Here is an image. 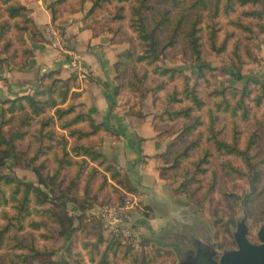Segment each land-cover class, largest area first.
I'll return each mask as SVG.
<instances>
[{
  "label": "rangeland",
  "instance_id": "374dc122",
  "mask_svg": "<svg viewBox=\"0 0 264 264\" xmlns=\"http://www.w3.org/2000/svg\"><path fill=\"white\" fill-rule=\"evenodd\" d=\"M57 1L14 0L13 2L25 5L29 10L27 16L29 15L35 24L31 16L30 4L37 3L43 6L52 17V11L55 10V20H51V23L57 24L63 30L67 45L76 50L78 49L67 38V26L75 15L93 27L95 33L110 35L109 40L117 51L114 86L117 84L120 88L115 96L118 110L125 116L149 119L151 135L147 134L148 140L156 137L164 145V151L157 155L159 160L157 168L159 173L162 168H169L165 170L168 178L162 179L166 189L173 196L174 207L183 209L177 211L178 213L174 212L177 220L173 214L169 215L170 213L165 220H161L164 215L155 211L154 207H152L154 211H150L146 204L147 198L142 196L143 192L139 193L143 189L133 186L126 173L123 172L122 185H120L111 178V172L104 166L91 161L89 157L77 156L74 147L85 145L103 153L108 163L113 162L104 152L103 147L111 140L110 137H115L110 130L90 134L92 130L90 122H80L64 128L62 125L74 114L66 115L64 120L60 121L57 119L55 109L48 111L45 116L28 120L29 122L22 119L21 115L24 113L22 111L7 110L4 116L3 108L7 109L9 106L5 100L27 95L25 92L29 88L30 95L36 91L46 90L54 79L72 82V79L77 78L81 86V77H88V73L81 76L77 72L58 67L49 68L39 78L38 76L21 77V69L28 64L33 52L31 42L36 38L32 32L21 29L24 25L31 28L24 17H8V4L3 3L2 0H0V23L8 21L10 26L4 37L0 39V124L10 120L3 127L5 133L12 135L14 131H20L24 133V137L16 141L21 151L19 159L9 160L8 165L0 167V170L15 174L24 182L35 183L36 174L31 169L20 166L25 160L36 157L37 163L45 164V174L53 173L57 169L58 159L64 157L66 160H71L70 164L62 167L58 183L78 196L89 197L94 202L95 208L87 211L90 218L94 215L98 216L101 209L108 204H119L118 200L123 196L126 199L134 198L136 204L131 209L134 224L149 240H144L141 248H134L118 237V240L113 242L114 247L109 252L107 264H236L237 262L244 264L241 255L245 252H239L237 239L242 238L249 244L259 245L262 243L260 233L264 229V105L259 107L252 102L251 114L247 120L241 116L219 113L220 120L217 124L220 138L229 143H236L241 151L249 149L255 169L261 171L256 188L252 180L254 173L247 163L248 154L219 151L209 142L207 127L211 120L207 108L212 107L214 101L221 102L223 99L221 95L212 94L215 89L241 88L244 85L243 82L235 81L222 71V68L232 65L233 61L238 62L239 58L244 60L241 67L244 74L258 76L264 80V3L241 5L235 2L228 12L225 10L226 0H222L217 14L210 13L209 9L204 11L200 30L202 49L205 59L217 69L212 75L200 79L197 70L192 67L193 59L190 51L185 48L181 40L168 49V57L159 62L166 67L182 69L187 77L185 78L184 75L171 81L155 74L154 65L137 60V55L142 51L141 39L133 26L136 16L132 5L137 3V0L105 3L94 10L92 6L95 0H67L63 3ZM209 1V3L215 2V0ZM253 10H259L263 15L250 14ZM173 13H180V10L174 9ZM46 25L44 24L41 29L38 28L40 32L38 37L49 43L45 34ZM170 33V29L161 33V43H164ZM24 41L30 49L31 54L28 56L23 53ZM129 50L134 53L130 58L126 56ZM52 61L54 62V58ZM51 71L56 72L49 79H43ZM145 74H148V78ZM143 77L151 89L156 88V83L159 84L161 81L165 83V87H160L158 92L151 91L144 97L142 91L137 89H141L140 81ZM35 80L38 81L36 87L20 88L26 83L33 84ZM186 82L190 87L200 85L201 94L207 105L200 110H191L190 116H181L175 120L161 119L162 113L167 108L179 110L192 106V103L186 100L176 104L167 102V93L172 92L174 88L182 91ZM80 86L71 89L68 100L63 106L76 103L79 105L76 112L90 115L95 123H100L87 111V106L80 97ZM76 92L78 96L75 95ZM180 96L184 98L182 94ZM43 97L46 98L47 95ZM139 112L142 114L140 115ZM51 116L55 119L54 123L51 121L49 126L42 127V117ZM197 121L200 122L198 128L190 135L181 137L184 127ZM41 127L44 132L56 131L58 137L54 140L45 138V144H49L50 147L41 145L43 150L37 157L39 149L37 135L40 134ZM73 129L78 131L72 133ZM85 132L89 133L81 136ZM254 133H257L258 137H254L255 141L250 147ZM64 139L67 141L66 145H63ZM195 140H200L198 147L192 150L190 156L183 155L187 144ZM62 148H66L69 155H66ZM178 155L180 157L175 161L174 157ZM204 157L207 160L201 164V169L206 168V170L198 172L197 164ZM230 164L238 170L248 171L249 174L236 173L235 178H228L226 170ZM188 178H192V182H188ZM185 182L187 186H183ZM9 194L8 190L7 195ZM248 195L251 197L250 207L247 209L239 197L245 198ZM30 211L32 214L26 221L25 228L11 230L5 236L4 245L0 249V256L3 257L5 264H10V257L16 258L18 264H36L42 256L35 254L33 247L42 253L55 250L57 253L47 254V257L55 260L62 257L61 259H68L75 264H103L102 254L107 245L112 243L109 238L104 236V241L97 244L91 235L87 236L77 231L68 244L60 233V227L47 217V213H37L32 203ZM16 215L17 210L12 202L0 206V224L6 222V216L13 219ZM147 218L151 220L150 224L154 225L152 229L149 228L150 225L144 223V221L148 222ZM23 253L26 255L25 260ZM20 254L22 257L17 258L16 255ZM77 261L79 262L76 263Z\"/></svg>",
  "mask_w": 264,
  "mask_h": 264
},
{
  "label": "trees",
  "instance_id": "16d2710c",
  "mask_svg": "<svg viewBox=\"0 0 264 264\" xmlns=\"http://www.w3.org/2000/svg\"><path fill=\"white\" fill-rule=\"evenodd\" d=\"M2 1L3 3L8 4V17H24L25 21L30 23L31 28H27V26L24 25L21 29L32 32L33 36L38 38V34H40V32L31 17L29 15L27 16V12H29L27 7L23 4L13 2L14 0ZM66 1L67 0H58L57 2L63 3ZM127 1L129 0H95L93 2L92 10L105 3L114 4L115 2ZM221 1L222 0H215L214 3H209V0H137V3L132 5L133 13L136 16V21L133 26L138 32L142 46V51L137 55V60L141 63L154 65L153 72L161 77L171 81L178 79L179 77L185 75L182 69L166 67L160 65L159 62L168 57V49L174 47L182 40V44L190 51L191 58L193 59L192 67L197 70L200 79L202 77H207V75H212V72L217 68L205 59L202 49L203 43L200 30L202 28L201 24L203 23L204 11L209 9L210 13L214 14L215 12L217 14L220 11ZM235 2H239L241 5H259L264 3V0H226L225 10L229 12V9L233 8V4ZM174 9L180 10V13H173ZM52 14L53 20H55V10L52 11ZM250 14H258L259 16L263 15V12L253 10ZM9 26L8 21L0 23V39L3 38L5 33L9 30ZM167 29H170L171 31L170 36L164 40V43H161L160 35ZM23 43L25 44L23 53L28 56L31 54L30 49L25 41ZM212 46H214V44H212ZM133 55L134 53H132L131 50L126 52V56L128 58ZM243 63L244 60L239 58L238 62L233 61L232 65L222 68V71L225 74L229 75L235 81L243 82L244 85L241 88L229 87L226 89L225 87L223 89H215L214 93H212L216 96L221 95L223 99L221 102L214 101L213 106L207 108V111L210 113L211 120L207 127L208 140L219 151H226L228 153L232 152L234 154H248L247 163L250 170L254 173V175H252V180L256 188L258 180L261 177V171L257 168L255 169V165L252 163V156L249 154V149L244 151L239 150L236 143H229L220 138L219 130L217 129V124L220 120L219 113L224 112L232 116H241L243 119L247 120L251 114L252 102L259 107L264 105V80L258 76L244 74L241 70ZM54 72L56 71H51V73L46 74L43 79H49L50 76L54 75ZM145 77L148 78V74H145ZM185 78H187L186 75ZM74 80L72 79L71 82L70 80L62 81V79H54L52 80L49 88L46 90L36 91L32 95H22L16 99L5 100L6 103H9V106L7 109H5V107L3 108V114L5 116L7 110L11 112L22 111L24 112L21 115L22 119L30 121L36 117L45 116L48 111L55 109L57 119L60 121L64 120L66 115L74 114L73 117L71 116L67 120L68 122L66 121L62 125L64 128L80 122H90L92 127L90 134H99L109 131V127L104 122L95 123L94 119L90 115L76 112L77 108H79L78 104L72 103L68 106H63L68 100L71 89L76 87L79 88L80 86L77 78ZM140 83L141 89H137L142 91V95L144 97H146L151 91L158 92L160 87H165V83L161 81L159 84L156 83V88L151 89L144 77L141 79ZM184 86L185 87L182 91L178 88H174L172 92L167 93V102L176 104L186 100L191 102L192 106H187L186 108L179 110H171L167 108L164 113H162L161 119L175 120L181 116H190L191 110H200L207 105L201 94L199 84L194 87H190V85L186 82ZM119 89V85L116 84L114 86V96H117ZM180 94H182L184 98L181 97ZM44 95H47V97L44 98ZM75 95L78 96V93L76 92ZM139 114L141 115L142 113L139 112ZM42 120V127H44L49 126L51 121L54 123L55 119L51 116L42 117ZM9 121L10 120L4 121L0 124V167L8 165L9 160L17 161L19 159L21 151H19L16 141L24 137V133H21L20 131H14L12 135H7L5 133L3 127ZM198 124H200L199 121L186 125L181 137L190 135L198 128ZM42 127L40 129V134L37 135V141L39 142V149L37 150L36 155L37 157L43 150L41 145H49L45 144V138L48 137L49 139L54 140L55 137H58L56 136V131L53 130L44 132ZM77 131V129H73L72 133ZM88 133L89 132L82 133L81 136ZM254 137H258V134H253L250 147L255 141ZM62 141H64L63 145H66V139ZM199 144L200 140L188 143L182 154L190 156L192 150L198 147ZM48 147H50V145ZM62 149L66 155H69L66 148ZM74 151L77 156L81 155L89 157L91 161H96L98 164L104 166L107 171L111 172V178L118 184L122 185L121 178L126 171L120 165L115 162L108 163V159L105 155H103V153L94 151V149L86 147L85 145H78L77 147H74ZM160 156L162 157V155ZM178 157L180 156L178 155L174 157V160L177 161L176 158ZM206 160L207 159L204 157L197 164L198 172H204L206 170V168L201 169V164L205 163ZM70 162L71 160H66L64 157L58 159L57 169L54 170L53 173L48 172L45 174V164L37 163L36 157L25 160L20 166L22 168L31 169L36 174L37 182L35 183L24 182L15 174L4 173V171L0 170V206L2 204L7 205L9 202H12L13 207L17 210V215L14 216L13 219L12 217L7 218L6 216V222L4 224H0V249L4 245L5 236L11 230H23L25 228L27 223L26 221L32 214L30 211L32 203L37 213H47V217L50 220H53L60 227V233L64 236L66 243L68 242V244L77 231H81L87 236L91 235L97 244L104 241V236L109 238L112 243L107 245L102 254V263H108L109 252L114 247L113 242H116L118 237L113 234H104L103 223L100 215H94L93 218L88 217L87 211L95 208L94 202L91 201L89 197H80L76 193L71 192L69 189L64 188L61 183H58V177L62 167L66 164H70ZM168 169V167L162 168L160 173L162 178H168L165 171ZM226 173L228 178H235L236 173L239 175L249 174L248 171H241L234 166L232 167V164L229 165ZM187 181L192 182V178H188ZM183 186H187L186 182ZM8 190L10 191L9 195H7ZM250 197L251 195H248L245 198L239 197V200L242 201L241 203L247 209L250 207ZM124 198V196L121 197L120 200H118V203L123 204L126 199ZM38 225H42V223H38ZM141 236L142 241L149 240L148 237L143 235V233H141ZM236 243L239 248L238 241ZM33 251L35 254H40L42 256L36 264H75L69 262L68 259H61L62 257H59L56 260L47 257V254L57 253L55 250L42 253L40 250L33 247ZM16 257L21 258L22 254L16 255ZM25 257L26 255L24 254V260ZM78 262L79 261L76 263ZM9 263L18 264L16 258L14 257H10ZM0 264H5L3 257L1 256Z\"/></svg>",
  "mask_w": 264,
  "mask_h": 264
},
{
  "label": "crops",
  "instance_id": "0c3cea01",
  "mask_svg": "<svg viewBox=\"0 0 264 264\" xmlns=\"http://www.w3.org/2000/svg\"><path fill=\"white\" fill-rule=\"evenodd\" d=\"M31 16L34 18L38 28H43L53 20L52 15L39 4H30ZM80 17L70 19L67 26V38L84 56L85 65L88 69V77H81L79 89L80 97L87 106V111L97 119L104 122L115 136L110 137L104 152L115 163L120 165L127 173L133 186H139L143 190L147 207L150 211H158L162 219H166L174 212L178 213L183 208L174 207V202L170 191L166 189V184L160 176L157 168L159 160L157 155L164 151V145L158 138L148 140L147 134L151 135L149 119H141L133 116H125L120 113L117 101L114 96V76L115 58L117 51L114 50L110 35L106 33H95L93 27L84 23ZM40 37V36H39ZM36 38L31 42L32 55L28 59V64L22 67L21 77L31 78L41 76L49 68L56 69L59 64L53 58L55 52L48 43ZM53 62V63H52ZM85 78V79H84ZM38 81L33 84H25V87H36ZM13 89L14 86H12ZM30 88L25 93H29ZM15 91H17L15 89ZM135 186V187H136ZM178 211V212H177ZM177 220V218H175ZM144 221L146 225H151Z\"/></svg>",
  "mask_w": 264,
  "mask_h": 264
},
{
  "label": "built area",
  "instance_id": "2783aa9c",
  "mask_svg": "<svg viewBox=\"0 0 264 264\" xmlns=\"http://www.w3.org/2000/svg\"><path fill=\"white\" fill-rule=\"evenodd\" d=\"M45 34L49 39L50 48L55 52L54 61L59 67L77 72L81 76L88 73L82 52L67 45L65 34L57 24L47 23ZM135 204L134 198H127L123 204L106 205L99 215L105 234H113L125 244L141 248L143 245L141 232L134 224V215L131 211Z\"/></svg>",
  "mask_w": 264,
  "mask_h": 264
},
{
  "label": "water",
  "instance_id": "95a60500",
  "mask_svg": "<svg viewBox=\"0 0 264 264\" xmlns=\"http://www.w3.org/2000/svg\"><path fill=\"white\" fill-rule=\"evenodd\" d=\"M261 244H249L242 238H238L239 252H245L241 255L244 264H264V229L260 233ZM246 255V257H244ZM236 264H239L238 262Z\"/></svg>",
  "mask_w": 264,
  "mask_h": 264
}]
</instances>
